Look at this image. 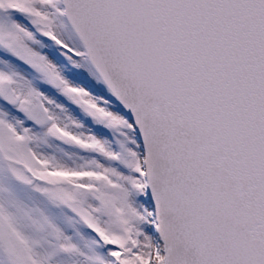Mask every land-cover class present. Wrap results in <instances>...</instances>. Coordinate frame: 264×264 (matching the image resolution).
Segmentation results:
<instances>
[{
  "label": "snow or ice",
  "instance_id": "6c2138e0",
  "mask_svg": "<svg viewBox=\"0 0 264 264\" xmlns=\"http://www.w3.org/2000/svg\"><path fill=\"white\" fill-rule=\"evenodd\" d=\"M0 264H264V0H0Z\"/></svg>",
  "mask_w": 264,
  "mask_h": 264
},
{
  "label": "rangeland",
  "instance_id": "374dc122",
  "mask_svg": "<svg viewBox=\"0 0 264 264\" xmlns=\"http://www.w3.org/2000/svg\"><path fill=\"white\" fill-rule=\"evenodd\" d=\"M51 42L45 41L46 47L43 49V51L54 61L56 62L63 70L64 74L73 82L80 84L84 86L85 88L89 89L92 88L94 90L93 94L96 95H108V93L105 91V89L102 87L101 82L96 81L92 76L88 74V72L84 69H76L72 67L68 61L60 54L59 51H54L51 48L50 45ZM22 70L25 72L26 75L29 76V78H35L36 74L31 70L25 68L23 65H21ZM26 70H25V69ZM34 83L39 87L41 90H43L45 93L50 95L51 97H54L58 102L64 104V98L61 96L56 90L51 88L50 86L42 83L38 78L34 79ZM68 103V109H71L73 113L76 114V116L84 123L88 122L90 124V128L92 132L100 137H111V133L109 130L104 128L102 125H99L95 123L90 117H88L86 114H84L80 109L73 104H71L70 101H66ZM78 110V111H77ZM84 128L81 129V131L88 132L90 131L89 128L85 124Z\"/></svg>",
  "mask_w": 264,
  "mask_h": 264
}]
</instances>
